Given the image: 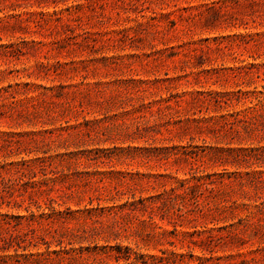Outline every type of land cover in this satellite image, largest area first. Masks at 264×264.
Here are the masks:
<instances>
[{
    "label": "rangeland",
    "instance_id": "obj_1",
    "mask_svg": "<svg viewBox=\"0 0 264 264\" xmlns=\"http://www.w3.org/2000/svg\"><path fill=\"white\" fill-rule=\"evenodd\" d=\"M0 264H264V0H0Z\"/></svg>",
    "mask_w": 264,
    "mask_h": 264
}]
</instances>
